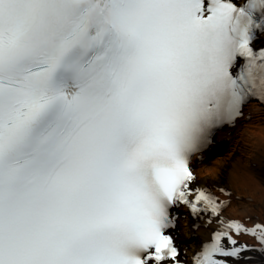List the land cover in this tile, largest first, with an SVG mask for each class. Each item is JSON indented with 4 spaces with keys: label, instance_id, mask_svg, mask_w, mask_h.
I'll return each instance as SVG.
<instances>
[{
    "label": "snow or ice",
    "instance_id": "obj_1",
    "mask_svg": "<svg viewBox=\"0 0 264 264\" xmlns=\"http://www.w3.org/2000/svg\"><path fill=\"white\" fill-rule=\"evenodd\" d=\"M252 99L264 0H0V264H264L190 167Z\"/></svg>",
    "mask_w": 264,
    "mask_h": 264
},
{
    "label": "bare ground",
    "instance_id": "obj_2",
    "mask_svg": "<svg viewBox=\"0 0 264 264\" xmlns=\"http://www.w3.org/2000/svg\"><path fill=\"white\" fill-rule=\"evenodd\" d=\"M256 110L258 112L263 111V105L261 103L257 104ZM246 138L247 135L246 137L244 136V139ZM256 145L264 146V134H262L261 141ZM237 157L238 155H234L233 160H237ZM243 165V161H240L239 166L235 165V162H232L219 174V166L215 164L211 169L217 172L214 171L210 175V172L208 174L206 169L200 168L198 169V174L202 185L209 188H223L226 191L223 194L227 195L229 203L222 212V216L226 220L237 219L240 222L252 226L255 223L264 221L262 219V216H264V182L260 178H256L255 175V173L261 171V168H257L259 167L258 162L254 163L255 173L250 169V177L246 173ZM234 167L235 169H233ZM261 173H264V171L262 170ZM220 198L224 200L223 196ZM208 219L209 216L204 214L193 225V219L188 216L186 221L188 229L182 236L183 248L188 253L198 250L204 242L210 240L213 230L219 227V224L215 221L209 224Z\"/></svg>",
    "mask_w": 264,
    "mask_h": 264
},
{
    "label": "rangeland",
    "instance_id": "obj_3",
    "mask_svg": "<svg viewBox=\"0 0 264 264\" xmlns=\"http://www.w3.org/2000/svg\"><path fill=\"white\" fill-rule=\"evenodd\" d=\"M251 108H252V111L254 112L253 106H251ZM263 129H264V110L258 112L255 109L252 119L250 120L249 130L246 133L247 138L242 139V144H243L241 148L242 152L237 157V160L230 161L234 157V155L237 154L236 150H232L231 154L228 157H225L222 160H220L216 164L219 166L218 173L221 174V172H223L225 167L231 164L232 162H235V165L239 166L240 161L244 162L243 166L248 176L250 173V169L254 172L255 162L259 163V167L257 168L258 169L261 168V171L262 170L264 171V146L256 145L262 139V134H264ZM233 169H235V167ZM214 171L216 170L210 169L208 170V174L210 172V175H211ZM261 171H259L258 173H255V172L254 173L256 175V178H260L264 182V173H261ZM262 219L264 220V216H262Z\"/></svg>",
    "mask_w": 264,
    "mask_h": 264
}]
</instances>
